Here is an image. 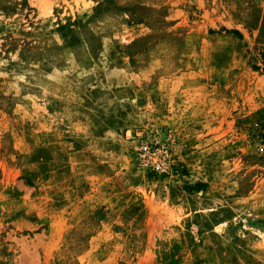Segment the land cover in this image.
Returning <instances> with one entry per match:
<instances>
[{
    "label": "rangeland",
    "instance_id": "1",
    "mask_svg": "<svg viewBox=\"0 0 264 264\" xmlns=\"http://www.w3.org/2000/svg\"><path fill=\"white\" fill-rule=\"evenodd\" d=\"M264 0H0V264H264Z\"/></svg>",
    "mask_w": 264,
    "mask_h": 264
},
{
    "label": "built area",
    "instance_id": "2",
    "mask_svg": "<svg viewBox=\"0 0 264 264\" xmlns=\"http://www.w3.org/2000/svg\"><path fill=\"white\" fill-rule=\"evenodd\" d=\"M260 149L262 150V149H264V147H261Z\"/></svg>",
    "mask_w": 264,
    "mask_h": 264
}]
</instances>
